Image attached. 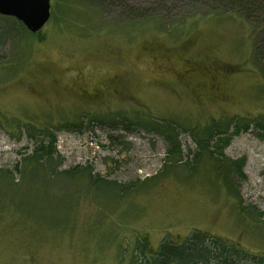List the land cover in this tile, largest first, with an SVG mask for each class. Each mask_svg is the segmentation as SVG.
Here are the masks:
<instances>
[{"label":"rangeland","instance_id":"1","mask_svg":"<svg viewBox=\"0 0 264 264\" xmlns=\"http://www.w3.org/2000/svg\"><path fill=\"white\" fill-rule=\"evenodd\" d=\"M82 1L50 0L38 33L0 15V264H146L164 237L194 229L264 256V77L249 23L232 14L125 26L116 6L87 14ZM118 114L176 122L180 153L140 124L107 123ZM236 115L252 123L222 150L243 159L226 175L192 133ZM29 121L50 128L51 165L73 176L23 167L42 138H30Z\"/></svg>","mask_w":264,"mask_h":264},{"label":"trees","instance_id":"2","mask_svg":"<svg viewBox=\"0 0 264 264\" xmlns=\"http://www.w3.org/2000/svg\"><path fill=\"white\" fill-rule=\"evenodd\" d=\"M170 1L173 0L148 1L149 7H140V5L129 6L123 0H83L81 4L84 6L83 11L87 14L91 11L90 6L96 7L98 10L108 6H116L115 8H118L119 11L118 20L121 22L126 19L125 26L146 22L152 28L157 29L168 25L167 21L172 16H178L180 21H187L197 17L235 14L242 17L251 26L254 33L252 58L257 69L264 77V0H179L184 3L175 9L167 6ZM187 6L191 7L188 8ZM177 29L178 26L174 28V31ZM122 117L124 116L118 114L116 118H120V120L113 118L107 120V123L115 124L120 122L123 128H127L129 124H140L150 130L161 133L165 137L168 142L167 154L169 156H175L180 153L174 126L176 122L166 119L150 122L147 118L139 117L136 120H132L121 119ZM126 119L128 120L127 122L125 121ZM3 120L9 123L6 119ZM263 120V116L258 117L255 121L256 126L264 129ZM251 121L252 119L247 116H223L202 126L200 130L198 129L199 126H197V130H194L192 134L197 136L196 142L200 149L209 147L213 160L219 163L220 166L224 165L223 168L227 175V165L229 167L233 165L235 171L239 172L243 159L229 161V159L223 157L222 150L232 136L237 135L240 131L248 130L252 123ZM71 125L76 126L77 124L72 123ZM35 126V123L27 122L25 128L28 131V135L32 138L37 132L42 138L32 140L34 146L31 153L23 158V167H28L29 170L43 167L48 169L49 176H55L56 174H62L67 178L73 176L75 172L70 169L57 172L55 169L57 165H51L56 152V137L47 125L40 127L43 131H37ZM115 126L117 127V125ZM230 128L231 131L229 132ZM210 142H212V145H210ZM217 156H222L223 158L218 159ZM95 180H102V178L97 176ZM149 255L150 257L146 258V264H264L263 255L250 253L234 241L197 229L189 232L180 241L172 240L168 236L164 237L155 251L149 252Z\"/></svg>","mask_w":264,"mask_h":264},{"label":"water","instance_id":"3","mask_svg":"<svg viewBox=\"0 0 264 264\" xmlns=\"http://www.w3.org/2000/svg\"><path fill=\"white\" fill-rule=\"evenodd\" d=\"M0 15L14 17L37 33L50 17V0H0Z\"/></svg>","mask_w":264,"mask_h":264},{"label":"flooded vegetation","instance_id":"4","mask_svg":"<svg viewBox=\"0 0 264 264\" xmlns=\"http://www.w3.org/2000/svg\"><path fill=\"white\" fill-rule=\"evenodd\" d=\"M195 70V68H190L189 70H187V72H191V71H194ZM213 70H217L216 68H214Z\"/></svg>","mask_w":264,"mask_h":264}]
</instances>
